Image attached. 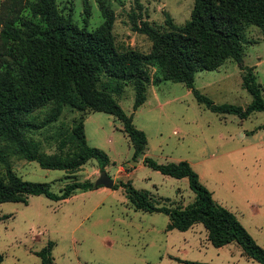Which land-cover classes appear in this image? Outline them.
Instances as JSON below:
<instances>
[{
	"label": "rangeland",
	"instance_id": "obj_1",
	"mask_svg": "<svg viewBox=\"0 0 264 264\" xmlns=\"http://www.w3.org/2000/svg\"><path fill=\"white\" fill-rule=\"evenodd\" d=\"M99 0H86L87 28L102 17ZM112 13L111 31L117 50L126 47L146 52L150 39L139 30L142 21L164 28L171 17L182 23L189 15L192 0H101ZM60 11L83 23V0H56ZM242 61L252 66L264 100V27H244ZM254 65V66H253ZM241 70L231 58L214 69L194 73V87L215 103L228 102L244 107L250 94L241 82ZM150 78L158 75L155 66ZM144 101L132 108L130 83L116 101L132 123L146 136L147 155L157 162L184 159L197 172L211 196L234 213L253 240L264 247V111L254 110L239 118L232 113L213 112L195 100L181 82H149ZM154 94V95H153ZM49 104L28 115L40 120ZM83 116L89 145L103 149L108 162L103 166L116 184L76 190L67 198L53 200L43 194L26 196V202H0V253L2 264H41L33 252L50 242L52 262L48 264H258L235 242L212 245L200 222L187 229L167 228L168 217L160 211L134 208L121 182L146 189L159 205L183 207L193 199L185 177L175 178L140 163L131 156L132 146L121 130L120 121L103 111L76 110L63 105L55 120L28 134L41 152H53L58 139ZM111 159V160H110ZM11 167L21 178L47 181L52 191L66 182L94 181L99 169L88 158L75 170L40 167L35 160L11 156ZM140 161V160H139ZM121 165L120 175L115 172ZM136 167L129 175L132 166ZM115 176V177H113Z\"/></svg>",
	"mask_w": 264,
	"mask_h": 264
},
{
	"label": "trees",
	"instance_id": "obj_2",
	"mask_svg": "<svg viewBox=\"0 0 264 264\" xmlns=\"http://www.w3.org/2000/svg\"><path fill=\"white\" fill-rule=\"evenodd\" d=\"M101 21L88 29L89 10L83 0V23L59 10L56 0H0V202H26V196L43 194L61 200L76 190H86L87 179L64 183L57 192L47 181L21 178L11 167V156L35 160L40 167L75 170L94 158L100 170L108 162L106 152L86 141L83 116L58 139L53 152L39 151L38 142L28 134L56 119L63 105L76 110L103 111L116 117L131 146V156L152 169L175 178L185 177L193 199L183 207L159 205L148 190L135 188L129 180L121 182L131 205L140 210L167 215V228L187 229L200 222L207 240L214 246L235 241L258 264H264V247L259 246L233 212L218 203L199 180L197 172L184 159L157 162L144 154L145 133L132 123L130 114L120 107L113 93L130 83L132 108L145 99L149 82L171 80L183 83L213 112L232 113L239 118L254 110L264 111L259 82L252 66L242 61L244 27H264V0H192L188 17L175 23L164 19V28L142 21L139 30L151 43L146 52L130 47L117 50L111 31L112 13L99 0ZM226 58L241 70V82L250 94L244 107L215 103L193 85L194 73L214 69ZM155 66L158 75L150 78ZM46 104L49 110L35 121L28 114ZM100 186V185H98ZM116 184L112 183L111 188ZM50 242L34 251L41 264L51 262ZM2 255L0 253V264ZM187 264H206L188 260Z\"/></svg>",
	"mask_w": 264,
	"mask_h": 264
},
{
	"label": "water",
	"instance_id": "obj_3",
	"mask_svg": "<svg viewBox=\"0 0 264 264\" xmlns=\"http://www.w3.org/2000/svg\"><path fill=\"white\" fill-rule=\"evenodd\" d=\"M112 178L111 176L105 172L104 170L100 171L96 179L93 181L94 186L103 185L106 187L112 186Z\"/></svg>",
	"mask_w": 264,
	"mask_h": 264
},
{
	"label": "crops",
	"instance_id": "obj_4",
	"mask_svg": "<svg viewBox=\"0 0 264 264\" xmlns=\"http://www.w3.org/2000/svg\"><path fill=\"white\" fill-rule=\"evenodd\" d=\"M254 66V65H253ZM188 91H190V89L188 88ZM154 95V94H153ZM118 127H121V125L120 126H118ZM83 129H84V120H83ZM144 154H146L147 155V151H145L144 152ZM111 160V159H110ZM140 160V161H139ZM140 163H142L141 162V158H138V160H137V164L136 165H138V164H140ZM136 165L135 166H132L128 171H124V174L127 176V175H129L131 172H132V170L136 167ZM120 168H122L121 167V165H117L116 166V168H115V172L117 173V174H119L120 175V173H121V171H120ZM113 177H115V176H113ZM112 178V177H111ZM112 181H113V179H112ZM113 183V182H112ZM109 188H111V187H109ZM67 198V197H66ZM35 251V250H34ZM33 251V252H34ZM50 251H51V249H50ZM50 254H51V252H50ZM51 262H52V260H51ZM41 263V262H40ZM50 263V262H49ZM48 264V263H47Z\"/></svg>",
	"mask_w": 264,
	"mask_h": 264
}]
</instances>
